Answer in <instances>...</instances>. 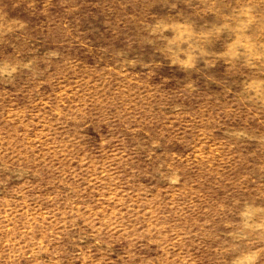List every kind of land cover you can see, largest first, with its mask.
Listing matches in <instances>:
<instances>
[{
	"label": "rangeland",
	"instance_id": "1",
	"mask_svg": "<svg viewBox=\"0 0 264 264\" xmlns=\"http://www.w3.org/2000/svg\"><path fill=\"white\" fill-rule=\"evenodd\" d=\"M0 264H264V0H0Z\"/></svg>",
	"mask_w": 264,
	"mask_h": 264
},
{
	"label": "clouds",
	"instance_id": "2",
	"mask_svg": "<svg viewBox=\"0 0 264 264\" xmlns=\"http://www.w3.org/2000/svg\"><path fill=\"white\" fill-rule=\"evenodd\" d=\"M249 260L253 259V257H248Z\"/></svg>",
	"mask_w": 264,
	"mask_h": 264
}]
</instances>
